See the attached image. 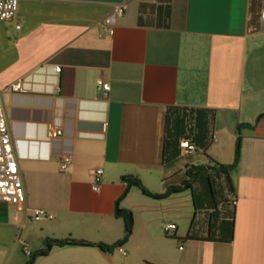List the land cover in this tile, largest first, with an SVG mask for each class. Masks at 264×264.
Segmentation results:
<instances>
[{"label": "crops", "instance_id": "obj_1", "mask_svg": "<svg viewBox=\"0 0 264 264\" xmlns=\"http://www.w3.org/2000/svg\"><path fill=\"white\" fill-rule=\"evenodd\" d=\"M262 12L264 0H21L0 22V95L26 202L0 204V264L47 239L115 245L118 201L134 218L123 252L54 248L35 264H264V120L240 129L264 114ZM190 116L198 152L184 156ZM50 125L63 136L48 139ZM237 146L226 196L199 179L162 200L137 188L123 198L125 177L164 195L191 167L232 165ZM37 210L53 220L35 222Z\"/></svg>", "mask_w": 264, "mask_h": 264}, {"label": "built area", "instance_id": "obj_2", "mask_svg": "<svg viewBox=\"0 0 264 264\" xmlns=\"http://www.w3.org/2000/svg\"><path fill=\"white\" fill-rule=\"evenodd\" d=\"M21 0H0V22H10L16 18L19 9V3ZM124 7H116L111 16L105 20L107 27L111 28V33L116 25L117 18L124 15ZM261 20L264 23V12L261 13ZM20 29V27H18ZM60 73L61 69H57ZM99 91L104 92L107 96L110 91V86L98 82ZM12 93H24L25 90L21 83L12 85L9 89ZM63 136V132L60 128L50 125L47 129V137L50 140H56ZM195 137V122L189 123L187 137L182 139L179 144V148L184 156H194L197 154L198 149L194 141ZM71 157H65L61 165L62 171H66L71 165ZM103 175V170H97L95 172V186L93 191L98 192L100 187L99 183ZM26 202V194L23 187L21 174L16 160L12 139L9 134V128L4 114V107L0 95V204L10 205L14 207H22ZM236 204V203H233ZM53 215L44 210H37L34 213V221L40 222L42 220H53ZM175 225H168L165 228V232L175 231ZM123 252L122 248H119ZM27 256H31L28 248L24 249ZM126 255V253H123Z\"/></svg>", "mask_w": 264, "mask_h": 264}, {"label": "trees", "instance_id": "obj_3", "mask_svg": "<svg viewBox=\"0 0 264 264\" xmlns=\"http://www.w3.org/2000/svg\"><path fill=\"white\" fill-rule=\"evenodd\" d=\"M190 118H191V123H192L194 121V119L191 116L189 117V119ZM262 120H264V114L261 115L257 119V122L254 126L242 125L240 127V129L242 127H248V128L255 129L261 123ZM188 127H189V120H188ZM239 161H240V147L237 146L235 161L232 165H229V166L214 165L213 167H201V166L191 167L189 169V171L187 172L188 180L184 183V185L182 187H179V188H173L168 193H166L164 195L152 194L143 186V184L138 179H135L133 177H125V182L127 183V190H126L123 198L128 194V192L131 188H137L138 190L141 191V193L143 195H145L149 198L156 199V200H162V199H165L166 197L170 196L171 194H178V193L184 192L186 190H191V189L193 190V184L197 180L205 178V177H203L205 174L207 177H209V174H211V173L213 174V172L216 173L217 175H219V174L229 175L230 172H232L233 170H235L237 168ZM208 182H209V186H210V181H208ZM195 196L196 195L194 194V197ZM115 217L117 219L122 220L124 223V226H125L123 239L120 242L116 243L115 245L109 247V246L104 245V244L88 243V242L78 241V240L71 239V238L62 239V240L47 239L44 243V248L42 250L36 252L35 254H32L30 256V259L27 262V264H35L37 259L48 256V254L54 248H65V247L98 248L99 250H101L103 252H112L114 249L121 248L123 245H125L129 241V239L132 235L134 218H133L132 212L121 209L120 201H118L116 203ZM206 240H211V239L207 238Z\"/></svg>", "mask_w": 264, "mask_h": 264}, {"label": "rangeland", "instance_id": "obj_4", "mask_svg": "<svg viewBox=\"0 0 264 264\" xmlns=\"http://www.w3.org/2000/svg\"><path fill=\"white\" fill-rule=\"evenodd\" d=\"M189 123H191V120H189ZM203 177H205V178L201 179L199 185L203 184V183H206L208 190H213V191L214 190H216V191L221 190L223 195L226 196L225 195V192L227 191L226 185L228 183V181L226 180L227 175L219 174V176H218L216 173L213 172V174L212 173L209 174V177H207L206 174ZM208 181H210V186H209V182ZM198 189H197V191H198ZM209 196H210V198L212 197V199H215V200L220 198V194H213L212 195V194H210V191H209ZM170 238H172V237L170 236ZM26 245H27L26 247L29 249V251L32 254L35 253L34 249L31 247V245L29 243H26ZM18 257H21L23 259V261H25V262H23L21 264H27V262L30 259L29 257H27L24 254V252H22V249H20V248H19V250L17 252V258ZM54 257H55V259L53 257L46 258V260L45 259H40L38 264H59V261L57 260V257L56 256H54Z\"/></svg>", "mask_w": 264, "mask_h": 264}]
</instances>
